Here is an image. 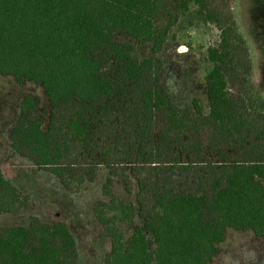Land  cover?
Here are the masks:
<instances>
[{"label": "trees", "instance_id": "obj_1", "mask_svg": "<svg viewBox=\"0 0 264 264\" xmlns=\"http://www.w3.org/2000/svg\"><path fill=\"white\" fill-rule=\"evenodd\" d=\"M183 17L219 31L208 48L207 114L197 100L182 109L163 89L159 54ZM116 32L136 42L120 44ZM258 67L237 0H0V73L41 84L51 105L46 121L38 98L23 97L13 149L67 190L92 180L99 164L129 192L137 181L135 202L94 205L111 241L107 264H210L228 229L264 237ZM26 203L0 171V214ZM136 216L143 225H134ZM77 259L63 222L32 216L27 227H0V264Z\"/></svg>", "mask_w": 264, "mask_h": 264}, {"label": "rangeland", "instance_id": "obj_2", "mask_svg": "<svg viewBox=\"0 0 264 264\" xmlns=\"http://www.w3.org/2000/svg\"><path fill=\"white\" fill-rule=\"evenodd\" d=\"M237 11L249 53L259 63L254 80L264 89V0H237ZM114 37L120 44L136 42L127 33L116 32ZM218 42L217 28L199 20L190 24L189 18L183 17L172 29L159 58L163 63V89L182 109L192 107V102L197 100L202 111L209 112L206 76L213 65L208 60V48ZM136 51L140 57L147 54V49L140 45ZM28 94L38 98L41 115L48 121L51 105L43 86L30 81L20 85L13 75L0 73V171L27 198L26 205L16 214L0 216V227L28 226L32 216L44 223L63 222L77 242L76 264H107L111 241L95 215L94 205L98 201L108 202L112 197L135 202L137 181L133 178L129 192L119 176L111 175L108 167L99 164L92 180L67 190L56 174L13 152L11 131L18 121L21 101ZM134 225H143V220L136 216ZM132 230L130 227L128 236ZM219 246L220 251L210 264H264V237L251 230L230 228Z\"/></svg>", "mask_w": 264, "mask_h": 264}, {"label": "crops", "instance_id": "obj_3", "mask_svg": "<svg viewBox=\"0 0 264 264\" xmlns=\"http://www.w3.org/2000/svg\"><path fill=\"white\" fill-rule=\"evenodd\" d=\"M16 125V124H15ZM10 147H11V149L13 150V152H15V153H17L14 149H13V147H12V139H11V143H10ZM19 154V153H18ZM15 185V184H14ZM16 186V185H15ZM19 189V188H18ZM20 210V209H19ZM16 212L17 211H15V212H12L13 214H16ZM7 214H10V213H7ZM3 214H0V216H2ZM42 222V221H41ZM30 223V222H29ZM10 226H21L20 224H6V225H4V226H2V227H10ZM29 226V225H28ZM23 227H27V226H23Z\"/></svg>", "mask_w": 264, "mask_h": 264}]
</instances>
